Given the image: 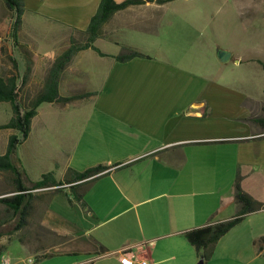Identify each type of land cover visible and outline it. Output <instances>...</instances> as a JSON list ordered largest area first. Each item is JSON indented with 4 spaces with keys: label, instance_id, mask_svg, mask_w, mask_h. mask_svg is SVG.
<instances>
[{
    "label": "crops",
    "instance_id": "1",
    "mask_svg": "<svg viewBox=\"0 0 264 264\" xmlns=\"http://www.w3.org/2000/svg\"><path fill=\"white\" fill-rule=\"evenodd\" d=\"M100 1L24 0L22 23L27 30L20 54L31 76L25 74L23 83L43 89L55 60L72 39L77 41L71 34L87 29ZM142 1L114 13L103 26L94 46L105 56L79 51L62 72L59 95L85 96L64 105L45 103L46 120L57 111H72L70 117L80 120L62 178L53 179L66 183L69 169H110L89 184H79L83 203L72 199L69 186L76 183L64 184L42 207L40 225L67 238L47 246L52 249L49 257L37 261V251L30 253L18 243L19 253L27 257L13 262L3 255L7 264H25L28 258L33 264H127L117 258L125 247L134 253L135 263L198 264L186 233L237 214V178L243 192L264 205V89L262 98L251 99L230 86L236 82L222 83L217 72L206 76L173 62L163 50L145 48L154 42L150 35L159 37L153 29L162 25L177 0ZM52 26L63 28L66 35L54 33ZM136 34L152 42H140ZM59 39L65 42L55 46ZM99 43L113 46V52L101 50ZM120 47L147 58L119 63L113 56ZM217 49L216 57L218 51L228 52ZM230 59L244 63L232 55ZM92 66L103 71L99 89L78 92L82 83L90 87ZM83 70L85 75H79ZM59 195L63 213L53 202ZM205 264H264V209L246 214L220 238Z\"/></svg>",
    "mask_w": 264,
    "mask_h": 264
},
{
    "label": "rangeland",
    "instance_id": "2",
    "mask_svg": "<svg viewBox=\"0 0 264 264\" xmlns=\"http://www.w3.org/2000/svg\"><path fill=\"white\" fill-rule=\"evenodd\" d=\"M168 8V17L165 16L162 25L153 29L159 37H156V34L150 35L155 37H152L154 42L150 40L151 38H144L143 35H134L140 39V42H152L149 46L146 44L145 48L163 50L165 56L168 57L169 54L173 62L194 72L198 71L206 76L217 72L220 74L219 79L222 83L234 84L236 82L235 85L230 86L239 93L244 92L251 99L262 98L264 89V0H177ZM14 22L15 12L8 9L0 0V77L17 79L18 101L22 108H26L42 91V88L34 86L33 82L31 87L22 82L25 74L28 75L27 77L31 76V72L26 73V69L22 66V55L20 54L24 42L22 34L27 30V26L21 22L16 36L13 37ZM52 27L54 33L62 32L66 35L63 28ZM153 30L151 27V31ZM42 31H48V27H44ZM71 35L77 39L76 44L82 43L80 33ZM64 42L59 39L54 42V45L58 46ZM67 45H64L60 51L64 50ZM97 45L106 52L114 50L113 46L104 43ZM217 47L228 50L232 56L241 58L244 63L234 64L232 59L219 62L218 57L214 55L217 53ZM92 68L93 79L90 87L82 83L78 92L99 89L98 79L103 76V71L96 66ZM36 73L40 74L35 72L34 75ZM78 74L85 75V71ZM207 78L210 79V77ZM48 112L47 105H41L39 116L32 123L30 136L16 147L15 160L19 163L22 183L26 188L33 180L41 179L42 174L51 173L56 180L62 178L67 154L80 126V120L70 117L72 111H57L53 114L58 115L46 120L45 116ZM11 116L10 104L0 103V125L6 124ZM43 122L45 123L41 124ZM13 134L15 132L12 130H0V156L5 153L9 137ZM14 179L12 173L0 171V198L10 197L13 194ZM33 194L34 199L25 226L12 236H3L0 239L4 255L12 258L13 262L19 256L27 257L25 253H19V244L25 245L30 253L37 251L39 255H43L50 254L52 250L47 246L62 243L67 239L53 234L40 225L42 207H47L55 196L50 198L52 191L40 189L33 191ZM60 196L56 197L53 202L56 208L59 207L58 212L63 213V203H61L63 198ZM9 217L10 213L0 203V232L9 229L13 224Z\"/></svg>",
    "mask_w": 264,
    "mask_h": 264
},
{
    "label": "trees",
    "instance_id": "3",
    "mask_svg": "<svg viewBox=\"0 0 264 264\" xmlns=\"http://www.w3.org/2000/svg\"><path fill=\"white\" fill-rule=\"evenodd\" d=\"M6 7L15 12V22L13 25L12 36H16V32L22 22L25 13L24 0H2ZM155 1L157 4H163L173 0H148ZM142 0H125L121 3H116L114 0H101L98 10L91 18L89 25L85 31H80L82 43L76 44L72 42L68 49H66L53 63L50 68L44 87L40 93L36 95L32 103L22 108L18 101L16 78L0 77V103H9L12 110L10 120L0 125V130H12L15 134L11 135L8 140L6 151L0 156V171L10 172L14 175L15 190L10 197L0 198V203L6 207V211L10 213L9 220L13 222L11 227L3 232H0V239L3 236H12L19 229L26 224L32 200L34 199L33 191L47 188H54L52 196L60 192L61 186L64 184H75L69 186L73 198L77 202H82L81 194L76 190L85 182L88 184L106 174L110 169L108 166L96 165L90 167L83 172H77L69 169L70 177L67 178L66 183H61L53 179L51 173H46L41 176V179L33 182L26 188L21 179L19 172V163L15 160V152L18 144L24 142L30 133L32 119L37 114V109L41 104L45 103H60L65 104L71 100L83 98L85 95H77L70 97H61L58 92L59 80L62 72L70 63L72 58L79 52L87 49L95 51L99 56H105L99 49L94 46V42L102 37V28L110 20L112 15L118 11L124 10L130 6L142 4ZM146 56L138 51L130 48L122 47L119 54L113 56L114 60L119 63H125L133 58H145ZM147 58V57H146ZM234 198L239 210L237 214L231 219L209 222L201 228L191 230L186 233V238L189 244L196 250L199 263L205 264L209 261L213 254V250L217 242L225 234L229 232L235 225H237L242 218L249 213L257 212L264 209V205L253 200L240 187L239 178L236 179L234 186ZM66 239V237H63ZM101 248V247H100ZM102 250V248H101ZM4 255V248L0 243V260ZM49 257L48 254L39 255L37 260Z\"/></svg>",
    "mask_w": 264,
    "mask_h": 264
},
{
    "label": "built area",
    "instance_id": "4",
    "mask_svg": "<svg viewBox=\"0 0 264 264\" xmlns=\"http://www.w3.org/2000/svg\"><path fill=\"white\" fill-rule=\"evenodd\" d=\"M117 258L124 263L127 264H147L146 262H139V263H135V255L133 252H131L130 247H125L123 248L118 254H117ZM35 261L32 258H28L25 260V264H33ZM0 264H7V261L3 260V258H1L0 260Z\"/></svg>",
    "mask_w": 264,
    "mask_h": 264
},
{
    "label": "water",
    "instance_id": "5",
    "mask_svg": "<svg viewBox=\"0 0 264 264\" xmlns=\"http://www.w3.org/2000/svg\"><path fill=\"white\" fill-rule=\"evenodd\" d=\"M230 53L229 52H226V51H218V60L220 62H226L228 61L229 57H230ZM198 264H201L198 262Z\"/></svg>",
    "mask_w": 264,
    "mask_h": 264
}]
</instances>
